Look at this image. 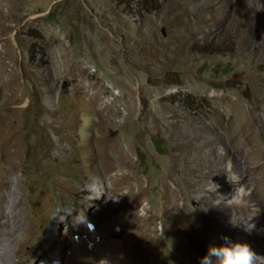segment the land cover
Returning a JSON list of instances; mask_svg holds the SVG:
<instances>
[{"label":"rangeland","instance_id":"obj_1","mask_svg":"<svg viewBox=\"0 0 264 264\" xmlns=\"http://www.w3.org/2000/svg\"><path fill=\"white\" fill-rule=\"evenodd\" d=\"M0 1V150L3 164L15 167L2 190L4 211L24 200L13 235L0 228L10 263L52 264L51 235L64 236L77 219H90L92 241L81 239L95 250L92 257L83 246V258L91 257L80 264H151L156 255L157 264H200L223 237L260 251L264 240L252 235L256 216L264 233V0ZM228 97L243 102L255 139L231 134L236 114L225 107ZM134 101L138 111L129 118ZM109 139H118L125 155L122 164L114 158L116 171L134 174L136 193L143 182L139 210L157 240L152 233L133 237L130 206L138 195L123 199L108 190L111 181L100 183L102 141ZM175 164L182 170L171 174ZM94 167L97 175L88 173ZM242 174L251 178L244 204L219 206L228 196L213 188L217 178L240 181ZM166 177L176 196L170 208L160 197ZM241 220L254 225L252 235L241 232ZM78 243L68 244L69 254Z\"/></svg>","mask_w":264,"mask_h":264},{"label":"bare ground","instance_id":"obj_2","mask_svg":"<svg viewBox=\"0 0 264 264\" xmlns=\"http://www.w3.org/2000/svg\"><path fill=\"white\" fill-rule=\"evenodd\" d=\"M2 15H3V9H2V3L0 1V38H1V35H2L1 24H3L2 23ZM2 67L3 66H2V62H1V56H0V98L1 99L4 98V97H2L4 95L3 94V88H2V76L4 75L3 74V70L4 69L2 70ZM15 97L16 96H12L11 97L12 101L15 100ZM110 105H113V104H110ZM107 107H108L109 111L114 110V109H112V106H107ZM225 107L226 108L229 107L232 111H235V114H236L235 118L232 120V131L230 130L231 134L236 135V137L237 136L241 137V135H242V137L243 136L247 137V136L251 135L252 138L255 139L256 136L254 134V131L252 130V125L250 124L252 118L251 117L249 118V116H250L249 114L250 113H248L247 110H246V112L244 111V109H246V108H245L243 102H241V100H239V99L234 100V99L228 97ZM115 111L117 112V114L119 113V111L117 109ZM127 111H128L127 114L129 116V118H133L135 113L138 111L137 103L135 102L131 107H129L127 109ZM112 112L114 113V111H112ZM149 113L150 112H147V116L145 117V120L148 118V114ZM157 113L154 112V115L157 114ZM174 115H176V114H174ZM154 118L156 120H158L157 117L154 116ZM252 123L254 124L253 120H252ZM174 131H175V134H178V130L176 128H174ZM240 133H242V134L239 135ZM89 140H91V139H89L87 137V135H85L83 137V139H82V141L86 142L87 144L91 142ZM93 142H100V140L97 139V138H94ZM102 143H103V149L101 150V152L103 154H102V159L100 161V165L102 167V172L103 173H102V176L99 177L100 178V183H103L104 180H106V179L108 181H111L112 186L110 188L108 187V190L111 189L116 195L120 196L123 199H127L128 200V198L133 193H136L137 188H136V185H134V183L136 181V177L131 172L122 175V173H118L116 171L117 165L114 162V158L119 160L121 164L124 163V160H125L124 159V156H125L124 155V151H123L122 147L120 146V141L118 139H116V140H110L109 139L107 141L105 140L104 142L102 141ZM253 147L254 148L252 149L250 158H251V160L254 163H256L259 160L260 150H261L257 140H255V146H253ZM2 149L3 148H1V150H0V228L8 229L7 234L8 235H13L14 229L17 227V223L14 221V212H15L16 208L21 207L23 205L24 200L21 199L20 201H17L14 204V210H12L11 212H5L4 211L3 205L6 202V198L3 195L2 190L4 188L8 187V181H9L8 180V174L10 172H12L15 169V167L9 161V159H6L8 161V163L3 164V162L1 161L3 159V157H4L2 152H1ZM184 154L185 153L182 151V152H180L178 154V156L179 157L185 156ZM8 164H9V167L5 168L6 165H8ZM126 167H127V164H126ZM180 169H181L180 165L179 164H175V166L173 167L171 172L170 171L169 172L171 174H174V171H180ZM88 173L97 175L95 167L90 169L88 171ZM196 176L199 178V175H196ZM167 179H168V177H166L165 179L163 178V180L161 181L163 190H162V192L160 194V197H161V202L163 204L169 205L168 208H170L171 206L175 205L176 196H175V194L173 192L170 191V189L167 188V184H166ZM137 183L139 184V190H138L139 192L136 193L138 195V197L136 198V200L134 202L131 203L132 205L130 206L132 211H133V213H131L132 214L131 215V223H132L133 228H134L133 233H135V234H133V237L135 235L137 238L139 237L141 239V238L145 237V235H147L149 233L150 234L152 233V236L150 238H152L153 240H157L158 236H157V234H155L156 229H151V226H150V223H152L151 220L148 219L149 220L148 223L143 224V222L145 221L144 218L148 217V213H146L144 211L143 212L144 214L142 213L143 215L140 214L139 207H140V203L142 201V198L144 196V193L142 191L143 190L142 189L143 188V182H137ZM240 184L243 185L244 189L250 188L251 187V178L247 174H242L241 175V180L239 181L238 184H235V183L231 182L230 180L229 181L223 180L222 176L217 178V181L213 185V188H215L216 190H218L221 193H223V194L228 196V198H226V199L224 198V201L222 200L219 203V206H220V204L222 205V204L226 203V204H230L229 207H231V208L235 207L236 208V207H241L242 204H244L247 196L245 197L244 201L242 203H240V204H237L236 201L228 202V200L231 199V196L234 193L235 188L239 187ZM126 186H128L129 189H130L128 193H124L123 192V188L126 187ZM103 193H104V191L101 188H99L98 192H97L98 199H96L95 202H100V203L103 202V198H104V196L102 195ZM215 207H216V205H215ZM244 207H243L242 219L246 218L247 214H246L245 210L249 209L248 206H244ZM88 209H90V207H88ZM260 216H261V218L264 217V215H262V214ZM253 221L255 223V227L257 228L256 229L257 232H256L255 236L252 235V233H253L252 229L248 230V231H245L244 223H243L242 220L239 223L241 232H244L247 235H252V237H253V239L255 241L262 242V240H264V233L262 232L263 228L260 229V227H259L260 226L259 225L260 217H258V216L254 217ZM61 222H62V219L59 220V223H61ZM88 222H89V224L85 225V224H83L81 222V220L77 219V225H74V226H71L70 228H68L66 233L64 234V236H61V234H59V232L58 233L55 232V231L53 232V234L51 235V237L49 239L50 240L49 241V250L50 251L51 250L55 251L54 259L52 260V264H65L66 263V258L69 255H70L69 264H80V262H83V261H86V260H90L91 256H89L87 258H83V254H81V249L83 248V246H84L86 251L89 250V251L92 252V257L94 256L95 250L92 249V247H91V246H94V245H92V243H89V242L92 241L91 238H93V231H92V227L90 225V219H88ZM107 224L103 227V228H105L104 229L105 230L104 234L109 232V231L107 232ZM257 225H259V226H257ZM253 230H254V228H253ZM82 235L86 239L88 237V239L90 240L89 242H87L86 245L83 244V240L81 239ZM110 239H112V238H110ZM110 239L108 240L109 242H110ZM131 239H132V237H131ZM78 241H80V242L78 243ZM138 241H139V239L136 240L137 243H138ZM72 242H74V244L75 243L79 244V246H77V245L75 246L74 250L77 253H74V254H76L74 257H73V255H74L73 252L70 253V254L68 253V251H69V247H68L69 245L68 244H71ZM112 242H113V239H112ZM112 242L110 244H112ZM95 243L96 242L94 241V244ZM251 243H253V242H251ZM108 250H109V248H108ZM136 251L138 253H139V251L141 252V250L138 249V244H137V247H136ZM11 252H12V249H11V247H9L8 244H1L0 243V264H26L25 261L20 260V259L18 261H13V262L10 263L9 262V255L11 254ZM256 253L264 256V244H262V246L260 248V251L256 252ZM107 255H109V253H107ZM87 256H88V254H87ZM156 256L154 257L155 259H153L154 261L151 264H157V259L158 258ZM108 257H110V255ZM40 258L41 257H38L36 259V261H39ZM108 261H110V260L108 259ZM66 264H68V263H66ZM112 264H149V263L146 262V261H142V262L124 261V262H117V263L112 262Z\"/></svg>","mask_w":264,"mask_h":264},{"label":"clouds","instance_id":"obj_3","mask_svg":"<svg viewBox=\"0 0 264 264\" xmlns=\"http://www.w3.org/2000/svg\"><path fill=\"white\" fill-rule=\"evenodd\" d=\"M231 182L238 184L229 175ZM242 184L236 187L231 196L233 201L240 204L246 196H249ZM245 231L250 230L254 225L245 224ZM224 243L210 245L206 254L201 258L200 264H264V256H259L247 242H232L228 237H223Z\"/></svg>","mask_w":264,"mask_h":264},{"label":"trees","instance_id":"obj_4","mask_svg":"<svg viewBox=\"0 0 264 264\" xmlns=\"http://www.w3.org/2000/svg\"><path fill=\"white\" fill-rule=\"evenodd\" d=\"M142 5H147L149 4V0H142L141 1ZM24 123H25V127L27 126L28 124V117L25 116V119H24ZM23 127V131L26 133L24 134L23 136V146L25 147V150L27 151L28 147H29V134L26 132V128Z\"/></svg>","mask_w":264,"mask_h":264},{"label":"water","instance_id":"obj_5","mask_svg":"<svg viewBox=\"0 0 264 264\" xmlns=\"http://www.w3.org/2000/svg\"><path fill=\"white\" fill-rule=\"evenodd\" d=\"M162 264H167V263L165 261H163Z\"/></svg>","mask_w":264,"mask_h":264}]
</instances>
